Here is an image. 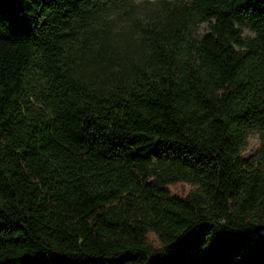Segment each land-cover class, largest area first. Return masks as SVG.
<instances>
[{"label":"trees","instance_id":"1","mask_svg":"<svg viewBox=\"0 0 264 264\" xmlns=\"http://www.w3.org/2000/svg\"><path fill=\"white\" fill-rule=\"evenodd\" d=\"M116 1L0 0V264H264V0H181L139 62L103 65V29L76 54Z\"/></svg>","mask_w":264,"mask_h":264},{"label":"rangeland","instance_id":"2","mask_svg":"<svg viewBox=\"0 0 264 264\" xmlns=\"http://www.w3.org/2000/svg\"><path fill=\"white\" fill-rule=\"evenodd\" d=\"M181 0H123L113 3L97 5L88 10L82 18L76 19L75 39L72 49L82 57H89L95 52V44L90 40L88 50L78 51L79 43L76 38L87 35L94 38L103 29L108 37V44L100 61L103 65L119 63L122 65L139 62L146 53L147 29L157 20H161L167 7L178 4ZM185 2V1H184ZM207 28L205 22L198 23L194 35H199ZM242 35H252L246 24L242 26ZM31 99V98H30ZM38 110L35 102L29 105ZM258 136L250 131L243 155H250L258 146ZM189 186L186 183H176L169 188L172 192H183ZM149 238L156 244L157 241L150 234Z\"/></svg>","mask_w":264,"mask_h":264},{"label":"clouds","instance_id":"3","mask_svg":"<svg viewBox=\"0 0 264 264\" xmlns=\"http://www.w3.org/2000/svg\"><path fill=\"white\" fill-rule=\"evenodd\" d=\"M250 130H251V131H253V132H254V131H256V129H255V128H253V129H250Z\"/></svg>","mask_w":264,"mask_h":264}]
</instances>
